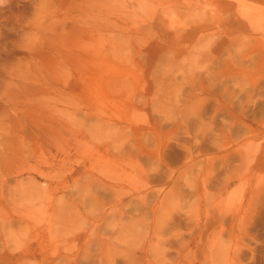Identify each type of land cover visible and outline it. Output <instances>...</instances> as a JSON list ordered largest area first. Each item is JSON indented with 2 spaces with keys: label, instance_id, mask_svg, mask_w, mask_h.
<instances>
[{
  "label": "rangeland",
  "instance_id": "rangeland-1",
  "mask_svg": "<svg viewBox=\"0 0 264 264\" xmlns=\"http://www.w3.org/2000/svg\"><path fill=\"white\" fill-rule=\"evenodd\" d=\"M190 1L142 15L101 0L114 26L98 0H0V255L5 243L23 264H264V0L244 1L252 18L236 0ZM56 16L61 35L34 26ZM89 34L84 51L110 42L109 67L90 50V65L62 59L63 78H43L45 37L70 52ZM49 213L67 241L31 235Z\"/></svg>",
  "mask_w": 264,
  "mask_h": 264
},
{
  "label": "bare ground",
  "instance_id": "bare-ground-1",
  "mask_svg": "<svg viewBox=\"0 0 264 264\" xmlns=\"http://www.w3.org/2000/svg\"><path fill=\"white\" fill-rule=\"evenodd\" d=\"M131 2H134V4H132V3H130V4H126V6H131V8H132V10L133 11H135V12H137V13H141L142 15L143 14H146V13H155L156 12V8H157V14H159V13H162L164 10H165V8H164V5H160V4H164V3H167L169 0H142V1H135V0H130ZM188 2H191L190 0H187ZM244 1L245 0H236V2H237V5H238V7H237V12L239 13V14H243V15H245L246 17L248 16L249 18H252L253 17V15L252 14H254V13H252V11H251V9L250 10H247V8H246V3H244ZM92 2V1H91ZM249 3V2H248ZM92 4H93V2H92ZM97 4L98 5H96V4H94L93 5V9H95L94 11L96 12L95 14H96V16L98 17V16H100L101 18L100 19H102L104 22H105V24H107V25H111V24H114V26L116 25V26H118L117 25V22L115 23L114 21L112 22V21H110V20H108V16L109 15H111L113 12H110V10L108 9L107 10V12L105 13V12H103V8H100V6H102L101 4H102V2H101V0H98V2H97ZM249 5H251V4H249ZM219 6V5H218ZM248 7H250V6H248ZM254 7V6H253ZM228 9L229 8H232V6L230 7H227ZM187 9V7H183L181 10H182V12H184V13H189V11L188 10H186ZM90 10V9H89ZM123 10H127V8H124ZM124 13V12H123ZM250 13H251V15H250ZM127 13L125 12V15H126ZM165 14H167V12L165 13ZM130 15V14H129ZM255 15V14H254ZM103 16V17H102ZM119 16V15H118ZM203 16V15H202ZM37 17V16H36ZM89 18H91L92 16L91 15H89L88 16ZM120 17V16H119ZM204 17V16H203ZM36 19V18H35ZM99 19V18H98ZM169 19V18H168ZM90 20V19H89ZM93 20V19H92ZM141 20V19H140ZM139 20V21H140ZM248 20V19H247ZM258 20V19H257ZM75 21L79 24V23H83V25L81 26V25H78L77 24V27H78V29H80V32H82V30L84 31H94V29L92 30H89V28L86 26V25H88V22L85 20V19H83V20H78V19H75ZM142 21V20H141ZM35 22V21H34ZM57 22V25H55V24H53V23H56ZM125 22V21H124ZM169 22H171V20L169 21ZM40 23H44V24H40ZM176 23V22H175ZM207 23V21H201V22H199V23H196V27H199V29L200 30H204V29H206V27H205V24ZM91 25L92 24H95V28L99 25H97V23L96 22H91L90 23ZM89 24V25H90ZM137 24V23H136ZM172 24V23H171ZM34 26L37 28V30L38 31H41V32H43L44 33V35H45V33H46V31H50V30H52V31H54V35H56V34H58V30L60 29V35H61V31H64V26H63V24L61 23V21H60V19H59V17L58 16H56L55 17V19H50V20H46L45 18H39L38 20H36V23L34 24ZM123 26V25H122ZM129 26V25H128ZM148 26V25H147ZM71 27L72 26H69L67 29L68 30H71ZM76 27V26H75ZM127 27V26H126ZM136 27V26H135ZM73 29V28H72ZM106 29H108V28H106ZM177 29V28H176ZM74 30H76V29H74ZM74 30H72V31H74ZM101 31V30H100ZM138 31V30H137ZM191 31V30H190ZM194 31V30H193ZM196 31V30H195ZM103 32V31H102ZM88 33V32H87ZM193 32H191V34H192ZM98 34H99V32H98ZM112 34H114V32L112 33ZM59 35V36H60ZM64 35V34H63ZM110 35V34H109ZM136 35V34H135ZM114 35H110V38L111 37H113ZM125 36V35H124ZM88 37H89V39H84V40H80V41H78V42H73L72 40H70L69 41V45L68 46H73L72 47V49H71V51L70 52H67L66 50H65V47H66V40H65V37H64V39H63V37H62V39H60L59 38V41L57 42V44H51L50 42V38H46L45 37V44H47V46L49 47V48H52V50H51V56H49V58L47 59L48 61V65L46 66V69H47V71H45V72H43V74H42V76H43V78H45V76H46V78L45 79H47L48 80V77H50V80H61L62 78H63V70H62V67H63V64H64V62L62 61V59H64V61L65 60H67L68 58L69 59H76V61L77 62H82V64L81 65H83V66H85V65H87L88 63H90V57H89V55H90V50L94 53L95 51H97V52H102L103 54H104V56H105V58H104V60H103V63L106 65V66H103L102 65V68L104 69L105 67H109V64H110V59L108 58V52H110L109 51V46H111V44H110V42L107 44V46H105V47H103V44L101 43V41H103V39L101 40V38H103V37H101V38H97L98 40H100V43H101V45H99L98 46V44H97V46H96V48H93V49H89V50H86V51H84L85 50V47H87V45L89 44H94V42L93 41H95L96 39H95V37H94V39H92L91 38V36H90V34L88 35ZM98 37V36H97ZM108 37V36H107ZM117 38H119V37H117ZM116 38V39H117ZM124 38V37H123ZM137 38H139V37H137ZM67 39V38H66ZM126 39V38H125ZM64 40H65V42H64ZM74 40V39H73ZM118 40V39H117ZM127 40V39H126ZM43 41V40H42ZM68 41V40H67ZM75 41V40H74ZM107 41V40H106ZM114 41V40H113ZM119 41V40H118ZM121 41V40H120ZM72 42V43H71ZM128 42V41H127ZM197 43H198V41H196ZM68 43V42H67ZM98 43H99V41H98ZM119 43V42H118ZM121 43V42H120ZM117 44V43H116ZM124 44H125V41H124ZM128 44V43H127ZM122 46V45H121ZM70 48V47H69ZM114 51V50H113ZM130 51V50H129ZM262 52V56H264V49H262L261 50ZM91 52V53H92ZM115 52V51H114ZM50 53V52H49ZM66 54V57H65V54ZM68 53V54H67ZM96 54H98V53H96ZM115 54V53H114ZM188 54H189V51H188ZM207 55V54H206ZM116 56V55H115ZM99 59H101V58H99ZM202 59V58H201ZM41 60V59H40ZM74 64V63H73ZM259 64H262V62L260 61L259 62ZM88 65H90V64H88ZM87 65V66H88ZM86 66V67H87ZM78 67H80V66H78ZM181 69V68H180ZM183 69V68H182ZM84 70V72L86 73V70H88L87 68L85 69H83ZM186 70V69H185ZM22 72V74H23V70H21ZM107 71H109L108 69H107ZM84 73V74H85ZM236 77V76H235ZM202 81V80H201ZM203 83V82H202ZM201 83V84H202ZM245 83V82H244ZM211 85V84H210ZM260 85V84H259ZM209 87H211V86H209ZM256 87H257V85H256ZM228 88V87H227ZM251 88V87H250ZM250 88H248V89H250ZM254 88V87H253ZM206 89H208V86H207V88ZM211 89V88H210ZM209 89V90H210ZM255 89V88H254ZM253 89V90H254ZM225 90H227V89H225ZM252 90V89H251ZM250 90V91H251ZM229 94V93H228ZM244 94V93H243ZM60 96V95H59ZM237 96V95H236ZM248 102V101H247ZM34 103V102H33ZM28 104V103H27ZM191 104V103H190ZM38 105L39 106H37V108L38 107H40V114L42 115L43 114V112L44 111H42L43 109V107H45V105H46V103H45V99H44V102H42V101H39V103H38ZM28 105H25V107L23 108V112H25V110H28L29 109V111L32 109L31 107H34V105L32 106L31 105V107H27ZM238 106V105H237ZM241 106V105H240ZM200 107V106H199ZM253 108V107H252ZM258 108H259V106H258ZM35 109V108H34ZM101 111V110H100ZM34 112H36V111H34ZM10 118V117H9ZM45 119V118H44ZM99 121V120H98ZM212 121V120H211ZM1 122V121H0ZM3 122V121H2ZM107 122V121H106ZM6 123V122H5ZM9 126V125H8ZM7 125H6V127H8ZM112 125H110V127H111ZM109 127V128H110ZM124 127V126H123ZM184 128V127H183ZM123 129V128H122ZM120 130V129H119ZM204 131V130H203ZM101 132V131H100ZM106 134V133H105ZM203 135V134H202ZM201 135V136H202ZM81 141V140H80ZM86 148V147H85ZM84 148V149H85ZM12 152V151H11ZM92 153V152H91ZM93 154V153H92ZM104 160L106 161V162H108V159L106 158H104ZM192 165V164H191ZM92 166V165H91ZM113 167H115L116 168V166L115 165H112ZM118 167V166H117ZM33 169H35V168H33ZM99 170L101 171V167H99ZM139 170V169H138ZM141 171V170H140ZM113 174V173H112ZM207 176L208 175H206V178H207ZM27 178H30L29 176L27 177ZM227 179L228 180H230V178H228L227 177ZM22 180V179H21ZM20 180V181H21ZM29 180V183H31L32 184V182H36V181H34L35 180V178L33 179L32 178V181H31V179H28ZM102 180V179H101ZM104 181V180H103ZM225 183L224 184H222V185H220V187L221 188H224V187H227V185H228V182L227 181H224ZM18 183V182H17ZM100 183V182H99ZM103 184V183H102ZM15 185H16V182H15ZM33 185V184H32ZM105 185V184H104ZM94 186V185H93ZM16 187V186H15ZM71 187V186H70ZM90 187L92 188V186L90 185ZM89 187V188H90ZM134 188V187H133ZM38 189H40L39 187L37 188V189H35V188H33L32 189V194L34 195V192H35V195H39V193H40V191H38ZM135 189V188H134ZM139 189V188H138ZM91 190V189H90ZM89 190V191H90ZM113 190V189H112ZM132 190V189H131ZM82 191V190H81ZM97 191V190H96ZM137 191V190H136ZM135 191V192H136ZM114 193H115V191H114ZM139 193V192H138ZM148 193V192H147ZM87 194H89V193H87ZM107 194V193H106ZM120 194V193H119ZM149 194V193H148ZM151 194V193H150ZM174 194V193H173ZM207 194H210V196L208 197V198H211L212 197V199L210 200V202L214 205V199H213V195L211 194V193H207ZM206 194V195H207ZM89 195H91V194H89ZM122 195V194H121ZM175 195V194H174ZM142 196V195H141ZM42 197H44V196H42ZM83 197V196H82ZM93 197V196H92ZM94 197H95V195H94ZM118 197H120V196H118ZM89 198V197H88ZM99 199V198H98ZM207 199V198H206ZM88 200H90V198L88 199ZM93 200V199H92ZM198 200H200V199H198ZM208 200V199H207ZM3 201H4V197H3ZM100 201V200H99ZM111 201V200H110ZM121 201H122V199H121ZM120 201V202H121ZM127 201V200H126ZM5 202V201H4ZM24 202H26V201H24ZM23 202V203H24ZM119 202V203H120ZM165 202V201H164ZM41 203V202H40ZM89 203V202H88ZM98 203V202H97ZM19 204V203H18ZM51 204V203H50ZM82 204V203H81ZM95 204V203H94ZM123 204V203H122ZM166 204V203H165ZM87 205V204H86ZM103 205V204H102ZM160 205H162V203H160ZM40 206H41V204H40ZM40 206H39V208H40ZM47 207H48V204H47ZM159 207V206H158ZM165 207V206H164ZM163 207V208H164ZM15 208H17V207H15ZM27 208H29V207H27ZM27 208H24L23 207V209H24V213H27L26 212V209ZM100 208V207H99ZM99 208H98V210H99ZM157 208V207H156ZM22 209V208H21ZM22 209V210H23ZM101 209V208H100ZM208 209V208H207ZM18 210H20V209H18ZM30 210V209H29ZM32 210V209H31ZM40 210V209H39ZM41 210H42V208H41ZM154 210V209H153ZM228 210V209H227ZM21 211V210H20ZM91 211V210H90ZM101 211H102V209H101ZM146 211V210H145ZM23 211H21V213H22ZM154 212V211H153ZM14 213V212H13ZM104 213V212H103ZM144 213V212H143ZM222 213H223V210H222ZM24 215V214H23ZM27 217L29 216V215H26ZM93 216V215H92ZM224 215H222V218L220 217V219H224V217H223ZM23 217V216H22ZM22 217H18V218H14L12 215H8L6 218H5V221H6V223H7V225L6 226H9V227H11L10 225H12V222H18V220H19V222H21V219H24V218H22ZM48 217H49V221H51V222H47V226L48 227H46V231H44V227L39 231V232H37L36 231V234H31L32 236H35V235H39V234H43L44 235V233L43 232H45V233H47V230H49V233H51V231L53 232V233H51V235H52V237H55L56 238V240H58V241H67V237L64 235V234H67V232L69 233V232H71L72 231V227L71 226H68L67 225V227L66 226H64L63 227V231H61L60 232V229H58V231L57 230H55V229H53L52 228V222H53V220H52V214L51 213H49L48 214ZM168 221V220H167ZM2 222V221H1ZM27 223V222H26ZM28 224V223H27ZM27 224H25V225H27ZM70 225V224H69ZM149 226V225H148ZM30 227V226H29ZM140 227V226H139ZM146 227V226H145ZM49 228V229H48ZM56 228V227H55ZM28 230H30V229H28ZM34 230V229H33ZM145 230V229H144ZM32 231V230H31ZM31 231H30V233H31ZM63 232V233H62ZM147 232V231H146ZM6 234V233H5ZM152 234V233H151ZM149 235V234H148ZM1 236V235H0ZM3 236V235H2ZM7 236V235H6ZM5 236V237H6ZM15 236V231L14 232H12V233H10L8 236H7V238H5L6 239V241L9 239L10 240V238H13ZM17 236V235H16ZM16 238H18V236L16 237ZM150 238V237H149ZM156 238V237H155ZM147 239V238H146ZM156 240V239H155ZM19 241V240H18ZM103 241V240H102ZM167 241V240H166ZM149 242H150V240H149ZM14 243V241L12 242V244ZM94 243V242H93ZM156 243V242H155ZM149 244H151V243H149ZM15 245L16 246H18V244L15 242ZM157 245V244H156ZM101 246V245H100ZM151 247H152V245H150ZM70 247V246H69ZM102 247V246H101ZM153 247H155V246H153ZM152 247V248H153ZM7 248H8V245L7 244H3V248L2 249H4V251L2 252L3 253V255H0V264H16V263H18V262H21V263H19V264H23L24 262H27L28 260L27 259H22L21 257H20V255H15V256H13V254L14 253H12V251H8L7 250ZM65 248V247H64ZM63 248V249H64ZM114 248V247H113ZM149 249H150V247H148ZM66 249V248H65ZM64 249V250H65ZM69 249V248H68ZM67 249V250H68ZM80 249V247L78 248V250ZM101 249V248H100ZM157 249V248H156ZM86 250V249H85ZM102 250V249H101ZM133 250H134V248H133ZM146 250H147V248H146ZM145 250V251H146ZM179 250V249H178ZM100 251V250H99ZM138 251H140V249H138ZM152 251V250H151ZM159 251V250H158ZM161 251V250H160ZM81 252V251H80ZM125 252V251H124ZM132 252V251H131ZM129 253V254H131L132 255V253ZM141 252V251H140ZM147 252V251H146ZM77 253V252H76ZM75 253V254H76ZM87 253V252H86ZM106 253V252H105ZM104 253V254H105ZM107 253H109L108 251H107ZM135 253V251H133V255L134 256H137V254L135 255L134 254ZM143 253H144V251H143ZM149 254H150V252H148ZM104 254H102V255H104ZM128 254V253H127ZM126 254V255H127ZM142 254V253H141ZM157 254V253H156ZM67 255V254H66ZM65 255V256H66ZM72 255V254H71ZM71 255H70V257H71ZM80 255V254H79ZM79 255H77V256H79ZM97 255V254H96ZM106 255V254H105ZM145 255V254H144ZM151 255V254H150ZM155 255V254H154ZM154 255H152V256H154ZM159 255V254H158ZM59 256H61V254L59 255ZM73 256V255H72ZM107 256V255H106ZM142 256V255H141ZM148 256V255H147ZM163 256V255H162ZM155 257V256H154ZM164 257V256H163ZM163 257H161V258H163ZM67 258V257H66ZM104 258H106V257H104ZM104 258H103V260H104ZM129 258V257H128ZM160 258V259H161ZM136 259V258H135ZM139 259V258H138ZM137 259V260H138ZM153 259V258H152ZM155 259H158V257L157 258H155ZM19 260V261H18ZM111 260V259H110ZM130 260V259H129ZM147 260V259H146ZM159 260V259H158ZM64 261H65V259H64ZM77 260H76V257L75 256H73V259H72V263L73 264H77V262H76ZM132 261V260H131ZM136 261V260H135ZM71 262H67L66 264H70ZM124 262V261H123ZM155 262H157V261H155ZM159 263H160V261H159ZM61 264H64L63 262L61 263ZM107 264V263H106ZM126 264H127V262H126Z\"/></svg>",
  "mask_w": 264,
  "mask_h": 264
}]
</instances>
